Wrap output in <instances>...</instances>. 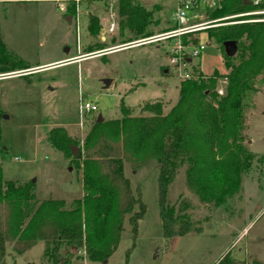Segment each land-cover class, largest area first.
Segmentation results:
<instances>
[{"label":"rangeland","instance_id":"1","mask_svg":"<svg viewBox=\"0 0 264 264\" xmlns=\"http://www.w3.org/2000/svg\"><path fill=\"white\" fill-rule=\"evenodd\" d=\"M28 1L0 5V38L10 53L29 67L77 55L107 52L101 57H85L81 62H68L31 75L0 79V107L7 116L1 121L0 138L4 181L22 185L34 182L37 203L63 200L70 209L73 200L84 196L82 171L48 142L49 132L55 127L64 128L83 153L86 137L96 130L99 116L103 122L120 120L125 105L132 111V117H152L153 113L142 109L154 102L162 103V114L167 115L178 103L183 81L170 61L169 52L177 41L170 39L126 48L124 46L143 38H136L127 31L120 35L117 30L114 36L102 41L100 34L90 33L91 16L108 21L109 9H106V16L103 10L106 4L102 1L80 3L83 16L78 34L76 25L65 21L56 3ZM136 1L147 10H153L156 22L149 27L150 36L165 33L169 25L176 27L171 19L177 10L174 0ZM213 12L205 11L202 20H214L210 16ZM114 14L120 23L118 11ZM232 16L215 18L224 19L216 28L246 24L252 19L243 17L240 20L244 23H235L236 19H229ZM197 36L205 49L200 57L193 58L187 69L194 76L202 73L210 77L218 72L217 90L224 87V94H216L223 97L229 86L224 51L209 37L207 30L200 31ZM238 54L239 51L233 56L234 64L239 62ZM7 73H0V77ZM255 83L258 92L249 99L242 132L243 145L252 155L251 167L241 175L242 186L235 196L221 206L203 202L187 184V166H180L167 201L178 218L173 230L179 231L182 225L187 230L185 235L167 238L160 217L156 161L137 168L124 162L134 194L139 186L146 205L136 240L132 238L131 214H127L122 240L107 262H90L84 250L79 249L71 264H264L262 76H258ZM86 101L95 103L98 110L82 114L81 108ZM45 253L43 241L20 255L15 253L12 243H8L6 264H54L51 255Z\"/></svg>","mask_w":264,"mask_h":264},{"label":"trees","instance_id":"2","mask_svg":"<svg viewBox=\"0 0 264 264\" xmlns=\"http://www.w3.org/2000/svg\"><path fill=\"white\" fill-rule=\"evenodd\" d=\"M220 2L210 15L214 20L264 9V3L256 6L251 0ZM117 5L120 35L127 31L136 38L150 37L149 27L156 22L153 10L136 0H120ZM74 13L71 6L67 15ZM90 22V33L100 34L98 19L91 16ZM206 30L222 51L228 41H236L238 46L237 64L224 51L229 70L225 96L216 94L218 72L210 77L200 73L181 81L178 103L167 115L162 114L160 102L144 105L143 112L153 113L152 117H132V111L124 105L120 120L99 122L87 135L82 158L72 154L75 143L64 128L49 132L48 142L82 171L84 196L73 200L72 208H66L63 200L37 203L34 182H5L0 164V264H6L8 243L20 255L41 241L54 264H71L73 255L69 251L74 249H83L90 262H107L122 240L127 214H131L135 241L146 205L139 186L134 194L124 162L137 168L156 161L160 217L167 238L185 235L187 230L183 225L179 231L173 230L178 218L167 201L180 166H187V184L203 202L221 206L237 194L241 175L251 167L252 155L243 145L242 132L245 109L251 95L258 92L256 78L262 76L264 80V23ZM199 32L184 35L182 44L199 46ZM29 68L0 38V73ZM3 117L0 107V138Z\"/></svg>","mask_w":264,"mask_h":264},{"label":"built area","instance_id":"3","mask_svg":"<svg viewBox=\"0 0 264 264\" xmlns=\"http://www.w3.org/2000/svg\"><path fill=\"white\" fill-rule=\"evenodd\" d=\"M17 1H28V0H0V5L2 3H8V2H17ZM45 1H51L56 3L58 9L64 13L67 14L70 7L73 6L74 8V15L71 16L72 22L77 27V34L78 30L81 24V17L83 16V13L81 11L80 3L86 2V1H102L106 5V9H109V19H108V28L102 30V38H105L106 33L112 34L117 31L119 23L115 20L116 15L114 14V11H117V3L120 0H45ZM177 3V10L173 14L172 20H174L176 27L166 31L165 33L150 36V38L142 39L139 41L134 42L133 44L124 46L126 48L134 47L136 45H146L150 43H160V42H167V40L174 39L177 41L175 46L170 50V61L171 64L174 66L176 71L178 72L180 78L184 81L185 79H192L194 75L187 69V66H189L193 62V58L200 57L201 51L205 49V45L201 44L198 47L194 46H186L182 44V38L186 34L199 32L206 29L216 28L218 26L219 22H222L224 19H215L212 21H203V15L201 14V8H203L205 11H215L217 7L220 6V0H174ZM254 5L258 6L262 3H264V0H251ZM113 12V13H112ZM252 17L250 19V22H258V23H264V9H258L254 10L248 13L244 14H237L233 15L229 19H236L235 23H244V21H241L243 17ZM79 39V36H78ZM80 41V39H79ZM80 45V42H79ZM122 47V48H124ZM120 50V49H119ZM188 50H191L189 52ZM106 51L101 52H94L87 54L85 56H80L76 59V61H82L85 59V57H101L103 54H106ZM34 70L27 69V70H19L16 72H11L4 74L0 77V79L6 78H13V77H19V76H26L34 74ZM224 84L226 83V80L223 81ZM217 93L219 95L224 94V87L218 88ZM98 110V107L93 102H85L83 107L81 108L82 114L95 112ZM16 161H19V159H16Z\"/></svg>","mask_w":264,"mask_h":264},{"label":"crops","instance_id":"4","mask_svg":"<svg viewBox=\"0 0 264 264\" xmlns=\"http://www.w3.org/2000/svg\"><path fill=\"white\" fill-rule=\"evenodd\" d=\"M37 1H39V0H37ZM37 1H34V2H37ZM29 2V1H28ZM33 2V3H34ZM4 4V3H3ZM117 5V4H116ZM117 8L119 7V5H117L116 6ZM103 10H104V13L106 14V16L108 15L107 13L108 12H106V6H104V8H103ZM117 10V9H116ZM118 11V10H117ZM204 12H205V10L203 9V8H201V14L203 15L204 14ZM68 16H70L71 17V15H67V14H64V17H65V21H66V18L68 17ZM94 17H96L97 19H98V22H99V24H100V26H101V30H100V36H99V38H100V40H102V41H104V38H102V30L103 29H107L108 28V24H109V22L107 21V20H104V18H101V17H99V16H97V15H94ZM109 19V18H108ZM172 19V18H171ZM105 21H107L108 22V24H107V26H105ZM174 21V20H173ZM66 22H68V21H66ZM68 23H73L72 22V20L70 21V22H68ZM74 24V23H73ZM75 25V24H74ZM169 27H170V29H168V30H171V29H173V28H175V27H172L171 25H169ZM117 30H119V26H118V29ZM167 30V31H168ZM115 35V32L114 33H112V34H109V33H106V35H105V41H107L109 38H110V36H114ZM107 36L109 37V38H107ZM80 47H81V42H80ZM70 49L68 48L67 49V52L69 51ZM79 57V55H77V56H74V57H70V58H68V60L66 59V60H60V61H52L51 63H46V64H39V65H36L35 67H30L29 69H31V70H34L35 72L34 73H36V72H38V71H42V70H47V69H51L52 67H54V66H59V65H63V64H68V62H81V61H76V60H73V59H76V58H78ZM83 61V60H82ZM27 70V69H26Z\"/></svg>","mask_w":264,"mask_h":264},{"label":"water","instance_id":"5","mask_svg":"<svg viewBox=\"0 0 264 264\" xmlns=\"http://www.w3.org/2000/svg\"><path fill=\"white\" fill-rule=\"evenodd\" d=\"M66 21L70 22L71 21V17L68 16L66 18ZM223 46H224V51L226 52V55L229 58H233V56H235L237 54V52H238L237 51L238 46H237L236 41H228V42H225ZM107 84H109V81H107ZM6 117L7 116L4 115L3 118H6ZM97 121L100 122V123H102L103 122L102 116H99V118H98ZM71 151H72V154L74 156H76L78 158H82V155L83 154H81V151H80V149L77 146L72 145L71 146ZM69 253H71L72 255H74V254H76V250L75 249L74 250H70ZM63 254L66 255V251L65 250L63 251Z\"/></svg>","mask_w":264,"mask_h":264}]
</instances>
